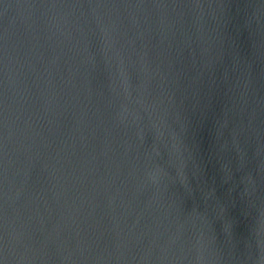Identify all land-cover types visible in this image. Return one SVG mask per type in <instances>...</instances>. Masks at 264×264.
I'll use <instances>...</instances> for the list:
<instances>
[{"label": "water", "instance_id": "obj_1", "mask_svg": "<svg viewBox=\"0 0 264 264\" xmlns=\"http://www.w3.org/2000/svg\"><path fill=\"white\" fill-rule=\"evenodd\" d=\"M0 264H264V0H0Z\"/></svg>", "mask_w": 264, "mask_h": 264}]
</instances>
